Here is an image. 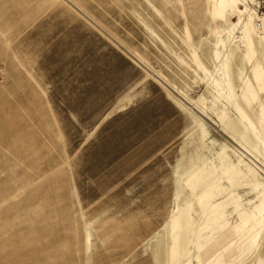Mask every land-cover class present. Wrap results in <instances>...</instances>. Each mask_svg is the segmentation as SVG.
I'll return each instance as SVG.
<instances>
[{"label": "rangeland", "instance_id": "rangeland-1", "mask_svg": "<svg viewBox=\"0 0 264 264\" xmlns=\"http://www.w3.org/2000/svg\"><path fill=\"white\" fill-rule=\"evenodd\" d=\"M240 1L250 34L214 0H0V264H264V148L194 57L264 136Z\"/></svg>", "mask_w": 264, "mask_h": 264}, {"label": "bare ground", "instance_id": "bare-ground-1", "mask_svg": "<svg viewBox=\"0 0 264 264\" xmlns=\"http://www.w3.org/2000/svg\"><path fill=\"white\" fill-rule=\"evenodd\" d=\"M240 2V0H214V13L223 16L225 6H231V8H234V11L239 14L240 24H242L244 32L250 34L251 31L253 32L256 30L253 24L257 16L255 12L250 11L246 5L244 9L239 8ZM262 20H264V18H262ZM194 57L197 66L203 71L205 77H208L210 80V87L213 92L210 100V110H212V112H217L219 116L223 114L226 116L228 130L234 133V137L238 142L246 146V143H248L247 137L251 135L256 146L264 148V136L250 118H248L241 106L232 98V82L227 65L220 67L221 76L217 79L209 74L208 70L202 65L195 53ZM234 114L236 119L234 118ZM259 219H264V212L259 215Z\"/></svg>", "mask_w": 264, "mask_h": 264}]
</instances>
